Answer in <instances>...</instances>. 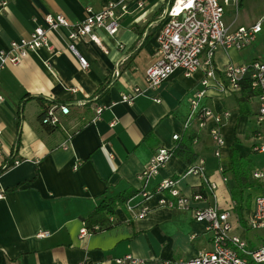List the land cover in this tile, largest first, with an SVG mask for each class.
Wrapping results in <instances>:
<instances>
[{"label":"crops","instance_id":"crops-1","mask_svg":"<svg viewBox=\"0 0 264 264\" xmlns=\"http://www.w3.org/2000/svg\"><path fill=\"white\" fill-rule=\"evenodd\" d=\"M108 2L117 0H0V51L12 41L28 39L45 16L62 15L77 23L86 18L87 9L99 13ZM165 2L138 0L127 3L122 11L117 9V34L95 32L101 48L88 40L74 42L76 53L88 62L85 70L68 49L69 29H60L48 32L51 50L29 53L18 65L0 72V168L12 165L0 175V264H117L125 257L137 264H171L211 250L210 233L204 223L194 220V212L208 207L219 212L230 209L233 183L226 171L231 153H237L242 162L255 154L258 110L253 99L250 113L239 114L235 94L223 95L220 84L226 83L228 64L259 60L249 52L243 59L241 51H219L212 77L206 78L202 70L191 77L176 71L159 88H149L145 71L158 59L156 37L164 24ZM234 9L231 2L224 7L234 13L229 22L224 21L227 26L248 27L260 21L264 32V0H239L237 13ZM105 84H109L105 93L95 98ZM197 92H204L201 106L230 113L221 128L223 173L218 172L207 131H199L195 121L184 129L189 98ZM54 104L69 108V115L59 116V129L40 124L44 109ZM99 108L102 112L97 116ZM174 135L178 141L172 140ZM188 135L194 136L196 155L191 165L204 161L205 177L216 186L214 192L187 173L191 165L171 154ZM242 139L250 143L246 149ZM161 148L170 153L164 165L156 175L140 178ZM258 156V169L248 174L250 186L259 180L254 174H264V165L259 167L264 154ZM166 179L178 180L183 196L200 194L202 201L186 208L161 204L171 200L165 193L155 194ZM129 190L151 196L144 200L136 195L118 206L113 217L117 224L109 230L79 237L84 219L103 195L113 197ZM251 211L250 205L245 215L234 210L239 224L232 229L249 250L264 243V238L256 237L255 245L244 239ZM44 232L49 236L37 237Z\"/></svg>","mask_w":264,"mask_h":264},{"label":"built area","instance_id":"built-area-1","mask_svg":"<svg viewBox=\"0 0 264 264\" xmlns=\"http://www.w3.org/2000/svg\"><path fill=\"white\" fill-rule=\"evenodd\" d=\"M138 0H117L108 2L99 13L86 10V18L77 23H70L62 15H48L43 18V24L36 26L28 39H21L9 43L7 49L0 51V72L8 66L18 65L29 53H35L41 48L51 50L48 43V32L60 29H69L67 41L68 49L77 57L81 69L88 68L85 58L76 53L74 42L88 40L101 48V41L95 32L103 31L107 36L114 37L119 29L116 18V10L121 11L126 4ZM232 3L237 13L239 0H173V3L164 12V24L157 33L156 54L158 59L145 71V80L151 89L159 88L176 71H181L185 77H191L195 72L202 70L206 78L215 73V55L219 51L240 52L253 44L262 32L261 22L251 26L231 27L224 23V7ZM2 6L5 3L1 4ZM141 7V3L137 2ZM225 84H220V92L231 96L240 88V82L244 77H249L251 89L258 92V110L255 115V144L253 153L264 154V62L253 61L249 64L235 66L228 64L224 69ZM204 92H197L189 98V116L184 123L187 130L193 121L196 122L199 131H207L213 144V156L218 160V172L223 173V165L220 160L225 142L221 135L223 123L230 117L227 111L216 113L206 106L200 105ZM3 101L0 95V103ZM123 101H127L123 98ZM102 108L96 110L98 116ZM69 115V108L65 105H52L47 111L44 122L60 127L59 116ZM172 140L178 141L179 136H172ZM170 153L164 148L159 149L143 170L140 178L147 179L156 175L164 165ZM188 174L198 177L202 183L214 192L216 186L208 183L205 177L204 161L198 159L188 170ZM255 179L264 178V174H254ZM223 182L227 179L223 177ZM167 194L171 200L162 201L167 207L177 206L186 208L194 202L202 201L200 194L188 198L181 194L178 188V180L166 179L155 190L156 195ZM143 198L151 194L144 191ZM3 193L0 192V200ZM174 200V202H173ZM236 204L231 202L230 210L235 209ZM230 210L219 212L215 208L198 209L193 218L198 223H204L206 230L211 235V250L200 252L197 256L188 260L174 261L171 264H264V243L258 248L249 250L246 241L232 234L230 222ZM145 212V211H144ZM142 212V217L145 213ZM238 223V222H237ZM239 224V223H238ZM246 230L264 231V196L256 198L254 208L247 218ZM90 235L84 227L79 231V237ZM48 233H39L38 238L48 237ZM117 264H137L138 262L125 257L118 259Z\"/></svg>","mask_w":264,"mask_h":264},{"label":"trees","instance_id":"trees-1","mask_svg":"<svg viewBox=\"0 0 264 264\" xmlns=\"http://www.w3.org/2000/svg\"><path fill=\"white\" fill-rule=\"evenodd\" d=\"M173 3V0H166L165 2V10L168 9ZM109 84H105L101 86V88L96 92L95 98L100 97V95L104 94ZM258 92L251 89L250 79L249 77H244L240 82L239 91L234 95L235 105L238 109V113L242 115H248L250 113L249 104L251 100L257 97ZM41 101V100H39ZM56 106H60L59 104H54ZM52 106V105H51ZM50 106H47L44 109V112L40 118V124L44 127H48L51 129H59L58 126H54L45 123L44 120L47 117V111ZM194 140L193 135H188L187 138L176 144L171 150V154L175 155L177 158L182 160L186 165H191L195 159L196 155L192 149V143ZM242 162L239 158H237V153L232 151L230 163L228 165V170L226 171V175L231 178L233 186L230 188L229 192L231 195L232 201L236 204L235 211L240 214L245 207V209L249 210L250 202L243 200V189L244 187H251L248 185V167L247 164ZM12 165L5 164L2 168H0V175L10 168ZM143 191L138 190H129L124 193H120L116 196L110 197L107 195H103L100 198L98 206L94 209V211L84 219L85 228L88 230L90 234L100 233L106 230H109L117 223L114 220L115 210L118 206L126 205L127 202L132 199L136 195H141ZM260 197V196H259ZM258 198V197H257ZM144 200L146 198H143ZM238 204V206H237ZM240 221V220H239Z\"/></svg>","mask_w":264,"mask_h":264},{"label":"rangeland","instance_id":"rangeland-1","mask_svg":"<svg viewBox=\"0 0 264 264\" xmlns=\"http://www.w3.org/2000/svg\"><path fill=\"white\" fill-rule=\"evenodd\" d=\"M233 14H234L233 12L226 10L225 14H224V21L229 22L231 17L233 18ZM238 16H239L238 19L242 18V10H239ZM248 52L250 53V55L255 54L259 61L264 62V32H262L258 36L257 40L251 46H249L246 50L241 51L243 59H244V57H245V59L248 58V56L246 55V53H248ZM248 123L250 126L252 125V127H253L251 120H248ZM241 145L244 149H246L250 145V143L247 140L242 139ZM260 158L261 157H259V156L257 157V155L252 154L250 157H248V159H247L248 161L243 160V162L247 164L249 172H251L254 169H258V167H257L258 165H257L256 161H258ZM260 163H261V165H259V167L264 165V161H262ZM262 172H264V169H262ZM250 178H252L251 175H250ZM253 184H254L253 186H251V187L246 186L243 189V200H244V202L245 201L250 202V209L254 208L256 198L259 196H262L261 194L264 193V178L259 179V180H253ZM246 210L247 209H245V207H244L242 210L243 215L246 214L245 213ZM230 217H231L230 222H231V226L233 229V227L234 228L236 227V223H237V219H236L234 210H230ZM243 233H244V239L247 240L248 242H250L251 245L256 244V237L258 239L264 238V231L247 230L246 232H243Z\"/></svg>","mask_w":264,"mask_h":264}]
</instances>
